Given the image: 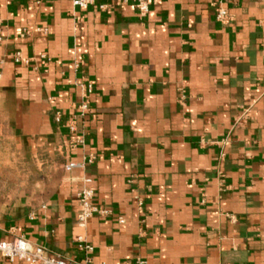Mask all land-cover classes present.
I'll list each match as a JSON object with an SVG mask.
<instances>
[{
  "label": "crops",
  "instance_id": "1",
  "mask_svg": "<svg viewBox=\"0 0 264 264\" xmlns=\"http://www.w3.org/2000/svg\"><path fill=\"white\" fill-rule=\"evenodd\" d=\"M212 1L0 0V239L78 260L79 233L90 264H264V0H217L226 23ZM85 186L102 212L81 225Z\"/></svg>",
  "mask_w": 264,
  "mask_h": 264
},
{
  "label": "built area",
  "instance_id": "2",
  "mask_svg": "<svg viewBox=\"0 0 264 264\" xmlns=\"http://www.w3.org/2000/svg\"><path fill=\"white\" fill-rule=\"evenodd\" d=\"M94 3V0H73V4L82 8H86L89 4ZM105 5L101 4L100 7L103 8ZM140 14H143L147 11V0H139L137 4ZM212 6L214 7V14L218 21L221 23H226L229 20V14L226 8L222 5L221 2L217 0L212 1ZM40 29V27H36ZM29 33V30H24L23 34ZM3 40L1 32V20H0V42ZM13 60L15 62L23 61L28 63L30 58L23 57L20 51H15L12 53ZM51 58L45 53H40L38 57V63L42 67H47ZM92 82H88L85 85V92L83 94V99L78 105L80 113H85L89 110L87 104V98L92 92ZM61 120V113L56 111L54 115V121L59 122ZM67 125L70 132H75V118H70L67 121ZM71 143L67 142L63 144V147H70ZM95 155L92 153L85 154L81 161L70 162L65 165L66 169L84 167L86 164L93 163ZM85 181L88 183L91 181L90 178H86ZM78 205L79 209L77 211L76 223L84 225L88 219L95 215L97 212H102L95 203H93V191L90 187H83L77 192ZM141 206V202H139ZM122 221V219H120ZM77 248L83 251L84 255L81 259L72 260L66 259L57 254H50L46 251V248L42 245L35 244L25 236L14 235L9 239H0V256L9 260L19 259L22 261H27L30 264H90L91 262V252L93 251L92 245L86 240L82 234H77L73 237ZM142 260H137L135 264H142Z\"/></svg>",
  "mask_w": 264,
  "mask_h": 264
},
{
  "label": "rangeland",
  "instance_id": "3",
  "mask_svg": "<svg viewBox=\"0 0 264 264\" xmlns=\"http://www.w3.org/2000/svg\"><path fill=\"white\" fill-rule=\"evenodd\" d=\"M52 152L55 155L60 154L56 147H53ZM33 162H34L33 172H34V176H36L37 174H40L42 171H44L46 161H44V159L42 160L41 157H39V156H34ZM34 179H35V177H34ZM28 184H29V182H28ZM50 184H51L50 181H46L44 179L35 180V182H34V195L40 196L42 193H45L47 191V189L50 187ZM25 186H26V183L23 184L22 188ZM19 188H21V187H19ZM5 200H7V199H5ZM11 200L13 201L15 199H11Z\"/></svg>",
  "mask_w": 264,
  "mask_h": 264
}]
</instances>
